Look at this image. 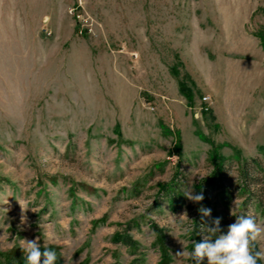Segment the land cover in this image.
<instances>
[{"label": "rangeland", "instance_id": "1", "mask_svg": "<svg viewBox=\"0 0 264 264\" xmlns=\"http://www.w3.org/2000/svg\"><path fill=\"white\" fill-rule=\"evenodd\" d=\"M261 31L264 0H0V264L37 238L56 264H160L153 225L191 264L197 203L161 187L197 193L215 148L226 229L264 227Z\"/></svg>", "mask_w": 264, "mask_h": 264}, {"label": "clouds", "instance_id": "2", "mask_svg": "<svg viewBox=\"0 0 264 264\" xmlns=\"http://www.w3.org/2000/svg\"><path fill=\"white\" fill-rule=\"evenodd\" d=\"M188 200L199 204L204 200L203 193H194L191 189L184 194ZM202 216H211L210 208L197 209ZM221 218L212 221L206 235L200 241L194 242L191 252H178L195 261V264H260L264 261V249L257 250L255 244L264 233V227L257 224L252 216L241 215L228 226L226 232L220 228ZM22 249L25 253L26 264H56L57 253L54 250L41 249L39 238L25 241Z\"/></svg>", "mask_w": 264, "mask_h": 264}, {"label": "trees", "instance_id": "3", "mask_svg": "<svg viewBox=\"0 0 264 264\" xmlns=\"http://www.w3.org/2000/svg\"><path fill=\"white\" fill-rule=\"evenodd\" d=\"M257 36L259 37L261 44L264 47V32H258ZM182 91L187 97V99L191 101L192 96L188 94L184 85H182ZM218 154V148H215L211 154V161L213 163L214 169L208 178L203 179L196 186L197 193L202 192L205 197L202 202L197 204L196 208H210L212 212L211 216L205 217L202 216V214L198 212V210L196 211V216L192 221L191 231L189 232V238L191 243L189 244L188 249L190 252L194 250L195 241H200L203 239L204 236L210 235L207 229L209 226H211L212 221L215 218H221L220 228L223 232L227 231L226 215L223 212H220V207L224 209L223 211H228L231 207V203L234 199V196L229 189V185L226 184L228 182V176L225 170L227 158L221 155L219 156ZM254 163L258 165L257 162ZM245 171L246 170H243L242 173L244 174ZM245 176L247 177L248 173H246ZM215 188L219 190L216 199L211 198V196L208 195V193H211ZM161 191L165 195L166 201L171 209H177L178 204L186 199V196L182 192V188H180V185L178 186L175 183H173L171 186L163 185L161 187ZM241 191L248 192L249 190L246 185H243ZM153 230L157 235V246L159 247V250L161 252L160 264H170L171 257L164 241L163 230L157 225H153ZM114 242L121 243L129 248L137 249V244L133 241L132 237L127 234V232L122 234H116ZM255 247L257 250H259L257 243L255 244ZM41 249L43 250L44 247H41ZM3 257L7 264H26L25 253L18 248H15L12 251L4 254ZM190 262L191 264H195V261L191 259ZM133 264H137V261H135ZM260 264H262V262H260Z\"/></svg>", "mask_w": 264, "mask_h": 264}, {"label": "built area", "instance_id": "4", "mask_svg": "<svg viewBox=\"0 0 264 264\" xmlns=\"http://www.w3.org/2000/svg\"><path fill=\"white\" fill-rule=\"evenodd\" d=\"M204 101H208V98H204Z\"/></svg>", "mask_w": 264, "mask_h": 264}]
</instances>
